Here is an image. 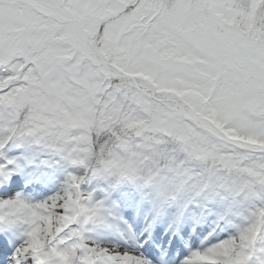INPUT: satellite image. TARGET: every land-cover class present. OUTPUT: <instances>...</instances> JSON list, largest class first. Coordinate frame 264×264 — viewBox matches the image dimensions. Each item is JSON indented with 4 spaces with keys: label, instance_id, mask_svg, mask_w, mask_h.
Listing matches in <instances>:
<instances>
[{
    "label": "snow or ice",
    "instance_id": "obj_1",
    "mask_svg": "<svg viewBox=\"0 0 264 264\" xmlns=\"http://www.w3.org/2000/svg\"><path fill=\"white\" fill-rule=\"evenodd\" d=\"M0 264H264V0H0Z\"/></svg>",
    "mask_w": 264,
    "mask_h": 264
}]
</instances>
